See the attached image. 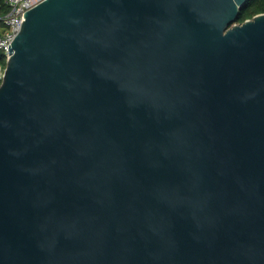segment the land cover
Here are the masks:
<instances>
[{"label": "water", "instance_id": "obj_1", "mask_svg": "<svg viewBox=\"0 0 264 264\" xmlns=\"http://www.w3.org/2000/svg\"><path fill=\"white\" fill-rule=\"evenodd\" d=\"M43 0L0 82V264H264V13Z\"/></svg>", "mask_w": 264, "mask_h": 264}, {"label": "built area", "instance_id": "obj_2", "mask_svg": "<svg viewBox=\"0 0 264 264\" xmlns=\"http://www.w3.org/2000/svg\"><path fill=\"white\" fill-rule=\"evenodd\" d=\"M43 0H0V52L9 58V45L21 30L22 16ZM4 69L0 66V82Z\"/></svg>", "mask_w": 264, "mask_h": 264}, {"label": "trees", "instance_id": "obj_3", "mask_svg": "<svg viewBox=\"0 0 264 264\" xmlns=\"http://www.w3.org/2000/svg\"><path fill=\"white\" fill-rule=\"evenodd\" d=\"M261 13H264V0H247L239 12L237 23H243L245 20L251 19ZM0 66H2V68L6 66V58L1 52Z\"/></svg>", "mask_w": 264, "mask_h": 264}]
</instances>
